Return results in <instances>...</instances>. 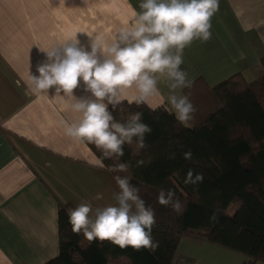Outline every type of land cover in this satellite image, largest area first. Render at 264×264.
Here are the masks:
<instances>
[{
  "label": "crops",
  "instance_id": "1",
  "mask_svg": "<svg viewBox=\"0 0 264 264\" xmlns=\"http://www.w3.org/2000/svg\"><path fill=\"white\" fill-rule=\"evenodd\" d=\"M139 3L0 0V264H43L56 257L60 205L90 201L95 209L114 203L115 176L97 163L87 143L64 134L60 122L76 118L71 99L55 97L54 89L33 95L27 80L39 75L43 49L69 39L86 48L93 38L110 40ZM211 30L209 42L185 49L181 67L189 78L212 86L237 72L249 81L261 75L264 0H219ZM160 87L166 97L167 87ZM83 89L81 83L74 96L90 97ZM151 103L170 108L163 98ZM97 194L102 199H93Z\"/></svg>",
  "mask_w": 264,
  "mask_h": 264
},
{
  "label": "trees",
  "instance_id": "2",
  "mask_svg": "<svg viewBox=\"0 0 264 264\" xmlns=\"http://www.w3.org/2000/svg\"><path fill=\"white\" fill-rule=\"evenodd\" d=\"M260 66L261 75L250 81L240 72L212 86L196 79L185 89L196 108L187 125L165 104L109 106L119 122L142 113L141 122L151 129L144 134L145 147H137L134 137L123 146V156L107 159L88 146L108 171L112 165H128L126 172H110L129 177L154 210L151 235L158 246L135 250L89 242L72 231L68 210L73 207L60 205L59 253L43 264H193L177 250L182 238L240 252L246 256L241 264L264 263V55ZM186 152L191 159L184 158ZM189 169L202 174V182L185 184ZM161 189L175 192L179 211L158 203Z\"/></svg>",
  "mask_w": 264,
  "mask_h": 264
},
{
  "label": "clouds",
  "instance_id": "3",
  "mask_svg": "<svg viewBox=\"0 0 264 264\" xmlns=\"http://www.w3.org/2000/svg\"><path fill=\"white\" fill-rule=\"evenodd\" d=\"M219 11V0H140L139 10L132 9L130 20L110 40L93 38L89 48L77 39L62 41L43 49L46 59L36 66L39 75L29 74L27 86L36 96L70 98V110L76 118L61 121L65 136L74 142L93 145L103 158L121 157L123 146L132 144L143 148L144 134L151 129L141 122L142 113H135L127 122L114 119L109 106L146 104L150 108L158 98L165 99L176 119L187 123L196 108L184 94L193 86L184 64L185 49L194 41L207 43L212 39V18ZM84 86L88 98H76L74 90ZM168 89L163 96L161 84ZM63 93V96L61 95ZM191 159V152L184 154ZM102 165L101 157L97 160ZM138 163H143L142 161ZM128 165L119 163L109 167L112 172H126ZM118 191L114 203L93 208L90 201H82L68 210L73 233H82L89 242L109 241L120 247L135 250H155L151 231L155 224L154 210L146 206L139 189L127 176L114 177ZM202 174L189 169L185 184L202 182ZM175 192L159 191L157 200L163 206L173 203ZM93 199L100 200L97 194Z\"/></svg>",
  "mask_w": 264,
  "mask_h": 264
},
{
  "label": "rangeland",
  "instance_id": "4",
  "mask_svg": "<svg viewBox=\"0 0 264 264\" xmlns=\"http://www.w3.org/2000/svg\"><path fill=\"white\" fill-rule=\"evenodd\" d=\"M178 252L192 259L193 264H241L246 256L225 246L198 242L182 238L177 246ZM255 264H264L258 260Z\"/></svg>",
  "mask_w": 264,
  "mask_h": 264
}]
</instances>
